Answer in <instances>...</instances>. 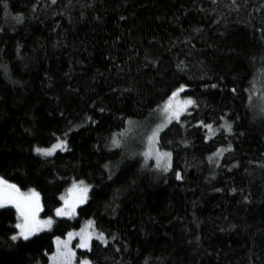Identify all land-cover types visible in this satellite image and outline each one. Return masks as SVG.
Returning <instances> with one entry per match:
<instances>
[{"label":"trees","instance_id":"trees-1","mask_svg":"<svg viewBox=\"0 0 264 264\" xmlns=\"http://www.w3.org/2000/svg\"><path fill=\"white\" fill-rule=\"evenodd\" d=\"M181 86L194 103L155 168L145 141ZM0 177L53 219L13 240L0 208V264H48L88 220L77 261L264 264V0H0ZM81 181L86 203L55 217Z\"/></svg>","mask_w":264,"mask_h":264},{"label":"rangeland","instance_id":"rangeland-1","mask_svg":"<svg viewBox=\"0 0 264 264\" xmlns=\"http://www.w3.org/2000/svg\"><path fill=\"white\" fill-rule=\"evenodd\" d=\"M184 91H185V88H184ZM184 91L178 93V95L175 98H173L171 108L169 109V111L167 113L163 112L162 118L159 120L158 123L155 124L152 131L149 133V135L146 138L145 147H144V151H143V158H144V161L146 163H152L155 168L164 169V170L168 169L170 167H165V165L168 163H170V166H171V158L170 157H161V154L167 153V152L160 151L157 148V138H158L160 131L169 124V120H168L169 116H172V119H177L175 116V113L177 111H179V116H180L191 105V104L185 105L183 103L186 100H190L187 97H183ZM171 97H172V95H171ZM143 124H144V122L141 125H143ZM161 125H164V127H162L161 130L158 132L156 139L152 143H149L148 137L151 136L152 132L154 130H156ZM133 126H134V124L132 126H130V131L132 130ZM56 144H62L63 147L57 148L54 151V153L64 152L66 150V145L62 141H57L56 143L52 144L51 146L45 147L42 149L52 148V146L56 145ZM114 145H116V144H114ZM37 148H39V147H36L33 149V153L35 155H38V156H45L43 154L38 153L36 151ZM145 153H149V155L146 156ZM158 159L161 160V163L159 165L157 163ZM73 185L70 186L67 189V191L65 192V194L62 196V197H64V199H61V205L57 208V209H62L65 213H68V214L67 215H57V212H56L57 209H56L55 210V217H57V218H72L75 215L77 207L84 205L86 203V201L88 199L90 186L86 183H83V184L76 183L75 184L76 187L73 188ZM83 188H87L86 193H84L82 191ZM69 189H73V191L71 193H69V191H68ZM27 193H30V191H28ZM36 193H38V192H36ZM32 199L35 203L38 204V211H37V214L35 217L36 227H34L32 229L30 234L26 231V234H28V238H30L34 234H37V233H40L43 231H47L52 227V224L50 226H48L46 224L40 223L42 221H47V220L51 219V218L43 219L40 217V212H41L40 196L38 197V200L35 197H33ZM65 201H68V203L66 204ZM3 208H13L18 215V223H21V224L23 223V219L20 217L19 212L17 211L16 207L13 204L9 203ZM51 221L53 223V219H51ZM89 221L90 220L86 221L80 229L70 231L69 233L73 234L71 238H69V233H67L64 237H58V238L54 239V243H53L54 244V251L49 257V263L48 264H92L90 261H87V260H81V261L76 260V249L87 250L90 247L91 239L95 236L93 224L91 227H87V224ZM81 229H84L85 231L83 233H81ZM20 232H21V229L17 228L16 237H18L20 239H25L22 235H20ZM81 236H85V238H88L90 236V239H88V241H87L88 247H86V248L78 247V245L81 243ZM65 245H67V246L65 247ZM61 253H64L66 255L62 256ZM73 253H74V255H73Z\"/></svg>","mask_w":264,"mask_h":264},{"label":"snow or ice","instance_id":"snow-or-ice-1","mask_svg":"<svg viewBox=\"0 0 264 264\" xmlns=\"http://www.w3.org/2000/svg\"><path fill=\"white\" fill-rule=\"evenodd\" d=\"M17 19H19V17ZM182 91H184L183 86H181V88H179L176 92L172 94V97L169 98V101H167L164 107L162 108L163 112L167 113L169 111V109L171 108L173 98H175L178 95V93ZM183 103L185 105H190V104H193L194 101L186 100ZM175 116L178 119L179 111L175 113ZM171 119H172V116H169L168 117L169 122ZM162 127H164V125L159 126L156 130L152 132V135L148 137L149 143H152L156 139L158 132L161 130ZM206 127L209 129V131H214L211 125H207ZM225 127H227L228 130L231 129L230 124L225 125ZM113 143L118 144V141L114 140ZM62 147H63L62 144H56V145H53L52 148H49V149L37 148L36 151L45 156H50L54 153V151L57 148H62ZM145 155L147 156L149 155V153H145ZM170 155H171L170 153H163L161 154V157H170ZM209 159L211 160L212 158L210 157ZM157 163L159 165L161 163V160L158 159ZM165 167H170V163L166 164ZM177 178H179V176ZM80 183L83 184V181H81ZM75 187L76 185L74 184L73 188ZM68 191L69 193H71L73 189H69ZM82 191L86 193L87 188H83ZM33 197H35L38 200L39 194L36 193L34 190L30 191V193H22L20 189L17 188L16 185L9 184L6 180L0 177V208L5 207L9 203L13 204L16 207L17 211L20 214V217L23 219V223L22 224L18 223L16 227L18 229H21L20 235H22L25 239L28 238V234H26V231L30 234L32 229L36 227L35 217L38 211V204L33 201L32 199ZM61 199H64V197H61ZM65 203L67 204L68 201H65ZM56 212H57V215H67L68 214V213H65L62 209H57ZM40 223L50 226L52 224V221L51 219H49L47 221H42ZM92 224L93 222L89 221L87 224V227H91ZM84 231H85L84 229H81V233H83ZM72 235H73L72 233H69V238H71ZM97 238L103 239L102 234L98 236ZM12 239L15 240L17 239V237L13 236ZM88 239H90V236L88 238H85V236H81V243L78 245V247H81V248L88 247V242H87ZM66 246L67 245H65V247ZM61 255L63 256L66 254L61 253Z\"/></svg>","mask_w":264,"mask_h":264}]
</instances>
